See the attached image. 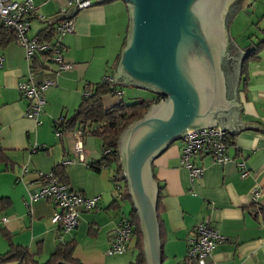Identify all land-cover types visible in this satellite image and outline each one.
Returning a JSON list of instances; mask_svg holds the SVG:
<instances>
[{
	"label": "crops",
	"instance_id": "0c3cea01",
	"mask_svg": "<svg viewBox=\"0 0 264 264\" xmlns=\"http://www.w3.org/2000/svg\"><path fill=\"white\" fill-rule=\"evenodd\" d=\"M32 1L35 10L29 20L30 36L50 23L42 19L60 13L65 5L64 0ZM128 23L124 0H103L75 12L73 30L58 35L64 60L70 66L57 72L56 83L43 92L45 103L38 120L24 114L27 100L17 88L18 81L28 74L25 50L14 41L0 46L4 56L0 66V254L11 245L24 246L41 262L55 252L60 241V230L51 221L55 204L42 197L29 201V196L39 186V172H48L69 158L64 168L69 187L97 196L96 206H81L77 225L64 234L63 239L73 245V256L81 264H129L134 260L135 240L132 249L131 241L129 249L108 252L113 230L128 213L129 204L116 197L109 166L93 170L87 165L88 160L101 155L99 139H92L90 133L84 135L86 149L84 159L79 160L72 149L73 134H56L54 127L55 118L69 115L78 105L86 83L100 81L109 73L114 76ZM260 50L248 62L244 80L240 74L237 97L242 106L240 120L264 128V45ZM106 99L108 105L115 100L110 96ZM227 128L231 158L219 163L209 156L196 157L204 166L199 177L191 179L180 161L181 138L151 159L160 190L161 264L183 262L188 238L203 218H209L224 236L207 264H264V129L245 127L233 133ZM243 161L245 167L240 166ZM242 169L247 170L245 176ZM254 189L259 190L256 200ZM0 264L18 261L8 259Z\"/></svg>",
	"mask_w": 264,
	"mask_h": 264
},
{
	"label": "water",
	"instance_id": "95a60500",
	"mask_svg": "<svg viewBox=\"0 0 264 264\" xmlns=\"http://www.w3.org/2000/svg\"><path fill=\"white\" fill-rule=\"evenodd\" d=\"M124 1L128 30L112 83L135 85L162 97L123 129L118 149L139 216L145 264H161L153 156L188 129L216 124L233 133L262 128L239 118L237 84L244 50L228 30L247 0ZM76 4L66 13L41 19L51 23L70 16Z\"/></svg>",
	"mask_w": 264,
	"mask_h": 264
},
{
	"label": "built area",
	"instance_id": "2783aa9c",
	"mask_svg": "<svg viewBox=\"0 0 264 264\" xmlns=\"http://www.w3.org/2000/svg\"><path fill=\"white\" fill-rule=\"evenodd\" d=\"M65 5L60 9V13H66L69 7L75 5L76 11L84 7L90 6L99 0H64ZM35 5L32 0H0V19L15 31V42L25 50V57L28 62V74L20 79L17 88L26 100L27 105L24 114L35 120L41 112L45 98L43 92L51 85L55 84L54 78L37 79L36 73L33 72L31 63L32 56L40 51L52 49L54 61L60 68H68L70 63L63 60L62 50L51 41L39 40L37 36L28 35L27 31L30 24V18L34 14ZM75 11V12H76ZM75 12L70 16H65L56 24L60 32H68L74 28ZM4 60V56L0 54V66ZM106 79L112 80V76H106ZM83 130L76 128L72 130L73 134V152L78 156L79 160L84 159V140ZM56 134H61L56 129ZM228 130L221 128L220 124L200 127L187 132L181 137L182 147L180 151V161L189 170L191 179L199 177L203 173L204 166L195 161L198 156H209L212 160L222 163L231 158L227 152ZM35 147V146H33ZM71 159L66 158L64 163L70 162ZM241 167H245V163L240 162ZM26 170L23 168L22 172ZM247 174L246 169H242L241 175ZM45 175L44 179L41 176ZM40 183L37 188L30 191L29 201L37 198H47L55 204V212L51 217V221L59 228V239L64 240V234L71 231L79 221V208L84 206L85 209H92L96 206L97 196L85 195L72 188L66 183L61 182L52 173L39 172ZM116 190V196L121 197L124 192V186L118 181L113 186ZM253 199L256 200L259 190H253ZM1 219H6L2 216ZM133 231V225L127 217L122 216L118 220L117 226L114 228L109 253L122 252L127 248V243ZM224 239L223 234L218 230L216 225L209 219L203 218L199 220L188 238L186 256L193 258L197 264H207L208 256L211 255L215 245Z\"/></svg>",
	"mask_w": 264,
	"mask_h": 264
},
{
	"label": "trees",
	"instance_id": "16d2710c",
	"mask_svg": "<svg viewBox=\"0 0 264 264\" xmlns=\"http://www.w3.org/2000/svg\"><path fill=\"white\" fill-rule=\"evenodd\" d=\"M59 22L60 20L56 21V23L54 24L48 23L46 26L39 29L38 33L34 36H37L39 40L51 41L54 44H57L61 48L63 56L64 46L59 41L58 35H61L65 32L62 33L57 29L56 24ZM15 37L16 34L14 29L6 25L0 19V46L7 45L12 41L15 42ZM263 45L264 36L258 38L256 42L248 43L243 47L244 55L240 68V74L243 80L244 78H246V68L248 62L250 60H253V58H256L258 50H260ZM31 67L33 72L36 73V75L39 74L43 79H55V74L61 69H64L60 68L54 61L52 49L35 53L32 56ZM108 75L112 76V74L109 73L105 75L100 81L86 83L84 86V94L82 95L78 105L69 115L61 114L57 118H55L54 127L55 132L56 129H58L60 130V133L67 130L72 131L76 128H80L83 130V140L86 133L95 135V137L99 139L101 155L95 160H88L87 165L93 170H99L102 166H109L111 168L110 176L112 185L114 186L115 182L118 181L124 186V192L121 194V197L127 200V202L129 203V211L126 215L123 216L127 217L133 225V231L129 240L134 237L137 247L135 258L134 260L130 261L129 264H145L143 236L140 228L139 216L132 201L131 195L128 191V184L123 172L120 153L118 149V140L123 129L130 122L141 117L143 113L148 109L150 104L158 100L162 96L156 95L157 97H155L154 99H140L139 97H134L131 99L133 101H125L123 98V90L119 88L118 84L112 83V80L106 79L105 77ZM37 78H39V76H37ZM42 78H39V80H41ZM106 95L116 99L109 105L105 104L104 97ZM230 137L231 135L228 134L227 138H229V140ZM63 160L55 164L54 167L49 170V172L52 173V176H55L58 180L67 184V178L64 169L66 163H64ZM44 177L45 175L41 176L42 179H44ZM159 198L160 190L158 193V200L156 205L158 222L160 221ZM162 236L163 235L160 232L161 246L164 240ZM72 249L73 245L71 241L60 240L55 252H53V254H51L46 260L40 262L39 260H37V258L34 257L33 254L29 252L26 247L11 245L6 252L0 254V262L8 259H17L18 264H81L80 261H78L73 256ZM180 264H197V262L195 261V259L188 258L185 255L183 262H180Z\"/></svg>",
	"mask_w": 264,
	"mask_h": 264
},
{
	"label": "rangeland",
	"instance_id": "374dc122",
	"mask_svg": "<svg viewBox=\"0 0 264 264\" xmlns=\"http://www.w3.org/2000/svg\"><path fill=\"white\" fill-rule=\"evenodd\" d=\"M263 14L264 0H247L242 7L237 9L234 16L229 21L228 30L230 37L238 47L243 48L246 44L256 42L258 38L264 36ZM118 86L123 90L124 100L128 102L133 101L131 99L134 97H139L140 99L144 97L150 99L155 98V95H153V93L149 90L142 89L135 85L119 84ZM107 96L108 95L104 97L106 104H108L106 99ZM66 132L68 135L70 134V137L72 136L71 130H67ZM93 138L97 137H95V135H92V139ZM134 240L135 239L132 238L128 241L127 249L133 248ZM129 242H131V245L128 248Z\"/></svg>",
	"mask_w": 264,
	"mask_h": 264
},
{
	"label": "flooded vegetation",
	"instance_id": "af4514ba",
	"mask_svg": "<svg viewBox=\"0 0 264 264\" xmlns=\"http://www.w3.org/2000/svg\"><path fill=\"white\" fill-rule=\"evenodd\" d=\"M243 49V48H242Z\"/></svg>",
	"mask_w": 264,
	"mask_h": 264
}]
</instances>
